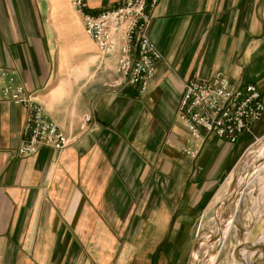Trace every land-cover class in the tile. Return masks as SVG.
<instances>
[{"label":"crops","instance_id":"obj_1","mask_svg":"<svg viewBox=\"0 0 264 264\" xmlns=\"http://www.w3.org/2000/svg\"><path fill=\"white\" fill-rule=\"evenodd\" d=\"M123 2L85 0L86 13ZM149 38L163 59L148 93L114 91L106 85L119 78V48L103 55L71 0H0V70L38 96L48 120L72 139L63 152L43 147L18 157L28 112L4 100L0 78V264H73L84 257L78 242L90 238L74 227L106 218L142 225L139 240L187 248L245 137L237 145L194 142L178 119L185 84L223 73L264 92V0H161ZM42 240L55 245L27 247ZM64 242L68 248H57ZM178 256L162 260L179 264ZM253 264H264V251Z\"/></svg>","mask_w":264,"mask_h":264},{"label":"built area","instance_id":"obj_2","mask_svg":"<svg viewBox=\"0 0 264 264\" xmlns=\"http://www.w3.org/2000/svg\"><path fill=\"white\" fill-rule=\"evenodd\" d=\"M161 0H124L115 10L96 16L86 13L85 0H71L72 7L84 20L87 36L103 55L120 51L117 65L119 78L106 86L111 90L134 88L139 95L148 93L163 55L149 38L155 12ZM122 41L118 42V36ZM4 100L24 107L27 120L18 157H30L41 148L63 152L72 139L57 123L48 120L38 96L29 93L17 77L0 70ZM178 119L194 142L203 144L218 138L231 145L253 132L264 120V92L253 84L231 80L217 73L210 80L190 79L186 82L178 108ZM92 120L84 117V124ZM195 160L199 150H184Z\"/></svg>","mask_w":264,"mask_h":264},{"label":"rangeland","instance_id":"obj_3","mask_svg":"<svg viewBox=\"0 0 264 264\" xmlns=\"http://www.w3.org/2000/svg\"><path fill=\"white\" fill-rule=\"evenodd\" d=\"M263 151L264 120L254 127L251 134L245 136L244 150L233 174L223 180L215 202L206 211L204 219L194 226L192 240L184 242L186 249H171L168 241L139 240L142 225L116 224L111 218H106L104 224L93 228L82 226L81 229L80 225L74 227L75 232H89L90 238L78 242L77 247L84 257L78 260L74 258L73 264H124L129 259L132 264H164L162 255L170 252L181 255L177 258L179 264H244L241 257L243 251L251 252V247L264 245V174L252 185L253 177L262 162L260 159ZM239 185H243L242 192L246 193L241 202L238 200L242 195L238 196ZM236 203V209L240 212L234 223V214L231 212ZM47 228L41 226V232L47 233ZM32 232L39 234V225ZM215 237L218 239L213 241ZM27 244L29 248L36 245L51 248L55 242L42 240L29 241ZM68 245V242L57 243V248H68ZM260 252L255 257L246 258V261L252 260L250 264H253Z\"/></svg>","mask_w":264,"mask_h":264},{"label":"bare ground","instance_id":"obj_4","mask_svg":"<svg viewBox=\"0 0 264 264\" xmlns=\"http://www.w3.org/2000/svg\"><path fill=\"white\" fill-rule=\"evenodd\" d=\"M250 153V152H249ZM260 160H262V162H261V164H260V166H259V168H258V171L256 172V174L254 175V179H253V181H252V185H254L255 184V182H256V180L260 177V176H262L263 174H264V151L261 153V159ZM242 187H243V185H239V192H238V196L240 197V194H242L241 195V198H239L238 200H239V202H241L242 201V199H243V197L245 196V194L242 192ZM257 188V187H256ZM253 194V193H252ZM256 196V195H255ZM259 196V195H258ZM231 197V196H230ZM238 205H237V203L234 205V207L232 208V215L234 214V219H235V222L234 223H236V219H237V214H239V212H238V209H236V207H237ZM253 212H254V210H253ZM239 216V215H238ZM257 222V221H256ZM238 224V223H237ZM236 224V225H237ZM235 225V224H234ZM251 231V230H250ZM247 236V235H246ZM250 236V235H249ZM263 239H264V236H263ZM260 243V242H259ZM244 244V243H243ZM260 245H258L257 247H259ZM250 250V249H249ZM240 252H241V250H240ZM258 252H260L258 249H256V250H253V251H251V252H248V251H243L242 253H241V257H242V260L244 261V263H245V261H246V258H248V257H250V256H253V257H255L256 255H257V253ZM237 253V252H236ZM240 254V253H239ZM237 255V254H236ZM240 256V255H239ZM240 258V257H239ZM238 259V258H237ZM237 261H239V260H237ZM239 264V263H238ZM241 264V263H240Z\"/></svg>","mask_w":264,"mask_h":264},{"label":"water","instance_id":"obj_5","mask_svg":"<svg viewBox=\"0 0 264 264\" xmlns=\"http://www.w3.org/2000/svg\"><path fill=\"white\" fill-rule=\"evenodd\" d=\"M226 204H227V201L224 202V206H226ZM215 239H218V238L217 237L213 238V241ZM256 249L264 251V246H259V247L253 246V247L250 248V250H256Z\"/></svg>","mask_w":264,"mask_h":264}]
</instances>
